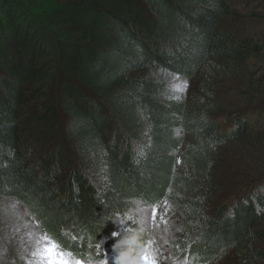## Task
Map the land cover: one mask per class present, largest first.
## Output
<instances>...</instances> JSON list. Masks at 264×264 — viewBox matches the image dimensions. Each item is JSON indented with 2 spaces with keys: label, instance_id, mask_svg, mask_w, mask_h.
<instances>
[{
  "label": "trees",
  "instance_id": "obj_1",
  "mask_svg": "<svg viewBox=\"0 0 264 264\" xmlns=\"http://www.w3.org/2000/svg\"><path fill=\"white\" fill-rule=\"evenodd\" d=\"M239 15L231 0H0V195L18 198L76 255L111 240L132 202L170 199L185 226L174 244L193 264L229 250L237 264H263L264 183L213 209L216 148L247 141L258 112L226 123L214 81L187 110L167 82L134 74L240 75L264 44L221 27ZM181 162L191 176L176 172ZM145 237L114 241L135 250Z\"/></svg>",
  "mask_w": 264,
  "mask_h": 264
},
{
  "label": "rangeland",
  "instance_id": "obj_2",
  "mask_svg": "<svg viewBox=\"0 0 264 264\" xmlns=\"http://www.w3.org/2000/svg\"><path fill=\"white\" fill-rule=\"evenodd\" d=\"M239 8L241 15L225 18L221 27L235 30L240 36L258 38L264 44V17L252 16V12H264V0H231ZM242 9H241V8ZM215 79H208L201 72L194 78H183L158 66L145 68L134 74L156 78L168 83L173 96L184 103L187 110H194L204 98L203 86L214 81L216 98L224 105L223 110L230 118L237 119L256 111L260 123L248 130L247 141L229 142L216 149L215 176L219 184L217 195L213 198V209L226 208L236 199L242 198L252 190H261L264 183V54L255 57L250 67L240 75L222 70ZM223 75V76H222ZM207 79V80H206ZM261 109V110H260ZM260 110V111H259ZM255 117V115H254ZM222 124V130H228L229 124ZM182 134V133H179ZM177 134V135H179ZM193 142L189 134L184 135V144ZM185 145L178 151L182 160ZM176 172L191 176L192 168L180 163ZM160 205L147 206L140 201L132 202L125 209L123 217L115 216L118 228L109 240L101 237L94 250L76 255L70 249H63L58 242L47 235L40 227L39 220L26 205L15 196L0 195V262L5 264H191L182 247L174 243L182 234L184 223L182 212L176 204L165 199ZM182 223V224H181ZM260 225L264 230V217ZM71 231L64 228L62 234ZM78 232L77 236L82 237ZM133 236L145 234L146 241L141 247L131 249L124 240L114 241L119 234ZM76 235V234H75ZM114 241V242H113ZM56 245L51 256L40 255L46 244ZM76 246V244L74 243ZM258 245L264 250V240ZM61 253V256L56 255ZM235 250H229L221 257L207 264H237ZM75 255L79 259H75ZM264 264V259H263Z\"/></svg>",
  "mask_w": 264,
  "mask_h": 264
},
{
  "label": "snow or ice",
  "instance_id": "obj_3",
  "mask_svg": "<svg viewBox=\"0 0 264 264\" xmlns=\"http://www.w3.org/2000/svg\"><path fill=\"white\" fill-rule=\"evenodd\" d=\"M56 245L49 242L45 245V247L42 249L40 255L44 256H51L53 252H55ZM56 255L61 256V253H56ZM62 264H67V261H62Z\"/></svg>",
  "mask_w": 264,
  "mask_h": 264
}]
</instances>
